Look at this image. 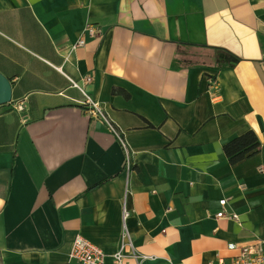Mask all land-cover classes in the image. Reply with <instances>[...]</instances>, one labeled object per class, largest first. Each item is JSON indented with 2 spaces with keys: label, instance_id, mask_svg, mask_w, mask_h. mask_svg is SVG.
<instances>
[{
  "label": "crops",
  "instance_id": "1",
  "mask_svg": "<svg viewBox=\"0 0 264 264\" xmlns=\"http://www.w3.org/2000/svg\"><path fill=\"white\" fill-rule=\"evenodd\" d=\"M0 74V264H76V234L109 264L124 226L140 264H218L264 232V0H0Z\"/></svg>",
  "mask_w": 264,
  "mask_h": 264
},
{
  "label": "built area",
  "instance_id": "2",
  "mask_svg": "<svg viewBox=\"0 0 264 264\" xmlns=\"http://www.w3.org/2000/svg\"><path fill=\"white\" fill-rule=\"evenodd\" d=\"M100 33V29L90 23L86 24L82 35L78 38L76 43L72 47L83 46L88 39L96 37ZM86 81L90 80V77H85ZM73 86L78 87L77 83L71 81ZM83 94V101L81 102L80 109L87 114L90 118L98 119L104 123L110 133L120 143L124 155L128 160L130 157V149L126 139L124 138L120 127L109 117L106 111L101 106L100 102L86 94L81 88H79ZM11 103V101H10ZM11 108L21 113L24 110V105L21 100L13 101ZM260 170H263L260 167ZM220 209L216 213L217 218H229L234 221H238V215L232 210L226 209L227 199L221 198L218 201ZM127 215V212L123 211V217ZM129 247V252H126L125 248ZM229 248H235V243H229ZM239 253L236 256L229 258H219L218 264H264V232L254 239L253 243L241 245ZM130 256L135 259L137 264L142 262V258L145 256L139 255L132 247L131 240L125 226L121 234L120 246L117 251L112 254V260L109 264H125V258ZM104 252L90 242L88 239L80 234H76L73 238L70 251L68 253V261H73L76 264H107L105 263Z\"/></svg>",
  "mask_w": 264,
  "mask_h": 264
},
{
  "label": "trees",
  "instance_id": "3",
  "mask_svg": "<svg viewBox=\"0 0 264 264\" xmlns=\"http://www.w3.org/2000/svg\"><path fill=\"white\" fill-rule=\"evenodd\" d=\"M259 146L257 135L248 130L223 145V152L231 164H236L254 154Z\"/></svg>",
  "mask_w": 264,
  "mask_h": 264
},
{
  "label": "water",
  "instance_id": "4",
  "mask_svg": "<svg viewBox=\"0 0 264 264\" xmlns=\"http://www.w3.org/2000/svg\"><path fill=\"white\" fill-rule=\"evenodd\" d=\"M11 101V83L0 74V105L10 103Z\"/></svg>",
  "mask_w": 264,
  "mask_h": 264
}]
</instances>
